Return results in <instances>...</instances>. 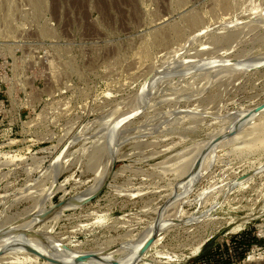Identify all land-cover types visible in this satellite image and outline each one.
Listing matches in <instances>:
<instances>
[{"label": "rangeland", "instance_id": "1", "mask_svg": "<svg viewBox=\"0 0 264 264\" xmlns=\"http://www.w3.org/2000/svg\"><path fill=\"white\" fill-rule=\"evenodd\" d=\"M239 234L264 264V0H0V264Z\"/></svg>", "mask_w": 264, "mask_h": 264}, {"label": "trees", "instance_id": "2", "mask_svg": "<svg viewBox=\"0 0 264 264\" xmlns=\"http://www.w3.org/2000/svg\"><path fill=\"white\" fill-rule=\"evenodd\" d=\"M240 235L238 237H233L228 243H225L224 249L220 250L212 249L209 252L203 250L202 253L198 256L196 263L191 264H232L234 260L239 259L242 256L241 249L244 247L241 244ZM220 251H222L220 253ZM237 251V252H236ZM235 258V259H234Z\"/></svg>", "mask_w": 264, "mask_h": 264}, {"label": "water", "instance_id": "3", "mask_svg": "<svg viewBox=\"0 0 264 264\" xmlns=\"http://www.w3.org/2000/svg\"><path fill=\"white\" fill-rule=\"evenodd\" d=\"M101 188L99 190H97L96 192L91 193V194L87 195L85 198L81 199L80 200V204L83 205V204L89 202L91 199H93L99 193V191L101 190ZM59 204H60V202H57V203L54 204V206H58ZM151 239L152 238H149L146 242H144L142 244V246L140 247V251H143V250L146 249V247L148 246V244L152 241Z\"/></svg>", "mask_w": 264, "mask_h": 264}, {"label": "bare ground", "instance_id": "4", "mask_svg": "<svg viewBox=\"0 0 264 264\" xmlns=\"http://www.w3.org/2000/svg\"><path fill=\"white\" fill-rule=\"evenodd\" d=\"M102 183V182H101ZM63 203H60L58 206H56V208H60L62 206ZM4 245V243L0 242V247H2ZM1 252V251H0ZM249 259V258H248ZM251 259V258H250Z\"/></svg>", "mask_w": 264, "mask_h": 264}]
</instances>
